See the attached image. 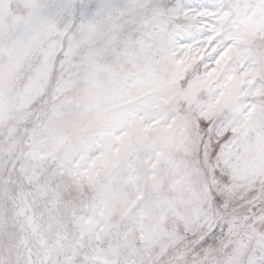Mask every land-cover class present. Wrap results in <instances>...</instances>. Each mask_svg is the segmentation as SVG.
Segmentation results:
<instances>
[{"label": "snow or ice", "instance_id": "1", "mask_svg": "<svg viewBox=\"0 0 264 264\" xmlns=\"http://www.w3.org/2000/svg\"><path fill=\"white\" fill-rule=\"evenodd\" d=\"M0 127V264H264V0H0Z\"/></svg>", "mask_w": 264, "mask_h": 264}, {"label": "rangeland", "instance_id": "2", "mask_svg": "<svg viewBox=\"0 0 264 264\" xmlns=\"http://www.w3.org/2000/svg\"><path fill=\"white\" fill-rule=\"evenodd\" d=\"M26 118V115L21 114L19 112L14 111L12 113V136L8 137L10 141L14 138L16 143L20 142L23 134V129L21 127H18V125L21 121ZM77 121L78 117L76 116L75 112L73 110H69L63 120L54 123H49L48 139H51L54 136H63L66 145L73 147L78 145L80 138L85 134V131L88 128L94 127L96 121L94 119L90 120L86 126H81L80 124H78ZM4 135H6V131L5 129L0 127V136Z\"/></svg>", "mask_w": 264, "mask_h": 264}]
</instances>
